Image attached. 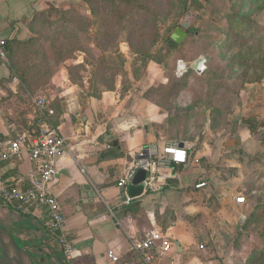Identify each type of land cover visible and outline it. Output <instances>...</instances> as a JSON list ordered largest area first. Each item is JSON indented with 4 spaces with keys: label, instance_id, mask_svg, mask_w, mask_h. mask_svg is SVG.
<instances>
[{
    "label": "crops",
    "instance_id": "obj_1",
    "mask_svg": "<svg viewBox=\"0 0 264 264\" xmlns=\"http://www.w3.org/2000/svg\"><path fill=\"white\" fill-rule=\"evenodd\" d=\"M75 9L83 20L95 24L89 0H0L4 51L7 45L5 57H0V143L7 144L16 133L32 132L33 99L47 100L54 111L48 122L67 144L56 160L50 190L65 218L71 259L63 262L44 208L21 210L0 200V225L35 264H145L133 242L157 230L168 234L171 251L150 264H249L254 254L244 245L247 195L258 189L254 181L252 187L248 182L260 177L249 164L264 157L262 141L254 137L262 129L254 131L251 124L264 119V80L245 83L241 97L245 106L228 111L217 104L219 81L198 72L205 63L202 58L195 61L197 69L195 62L191 69L175 62L172 80L164 77L166 84L163 76L154 73L144 80L145 86L128 70L132 61H138L134 46L119 39L115 45L100 47L94 40L96 28L90 24L81 32L87 41L74 49L76 57L58 60L51 46L57 40L55 23L61 17L70 23ZM183 41L165 53L169 51V56ZM85 49L98 56L102 51L111 55L117 51L130 57L122 62L124 72L114 74L108 83L99 73H91L95 63ZM164 61L146 59L144 63L147 69L156 64L165 68ZM201 76L204 91L188 96L185 89ZM155 81L162 83L160 92L145 90ZM251 87L256 90L250 91ZM219 115L231 118L224 116V125L219 126ZM180 143L187 153L184 163L149 165L144 180L148 186H128V174L137 162L148 163L164 146ZM143 151L147 154L140 157ZM243 167L251 169L249 175ZM34 169L28 153L22 152L0 165V177L25 186L33 179ZM121 178L126 179L124 189L117 185ZM202 181L206 185L196 188ZM126 196L131 201L122 204ZM240 196L244 203L237 202ZM118 203L119 209L109 215L107 206ZM109 251L117 261L107 256Z\"/></svg>",
    "mask_w": 264,
    "mask_h": 264
},
{
    "label": "rangeland",
    "instance_id": "obj_2",
    "mask_svg": "<svg viewBox=\"0 0 264 264\" xmlns=\"http://www.w3.org/2000/svg\"><path fill=\"white\" fill-rule=\"evenodd\" d=\"M239 1L240 0H136V2L130 5L121 3L118 12L125 17L123 20L121 19L124 24L118 25V28L120 26L125 30L123 29L119 35L116 34L118 28L114 31L115 33L113 30H109V32H111V34L114 33V35L111 37L101 36L100 39L105 45H108V43L115 45L119 39L122 41L124 39L126 41L128 40L134 45L132 48L134 50L136 49V59L138 61H136V63L132 61V65L128 70L130 75L136 78V81H141L142 79L143 81L140 83L145 86H147L148 83L144 80L149 79V76H152L154 73H159L163 76L162 81L164 83H166L164 77L168 78L169 81L172 80V75L174 74L172 66L175 62L178 63L181 61V63L187 65L188 68L191 69L192 63L202 58L205 63L203 67H199L200 70H198V72L201 73L202 76L205 75L213 80L217 79L219 81L217 85L219 87L217 96V104L219 107H223V110L226 111L233 106H237L241 109L245 106L241 99L242 94H245L247 89L248 84L245 83L255 85L264 80V9L259 8V10H257L263 3L262 0H257L251 14L252 16H249L250 23H253L254 26L253 30L248 32V34L245 33L247 38L250 36L252 40L249 38L247 42L243 43L247 38L241 36L243 31L242 28L244 27L237 26L239 16L236 13L239 11ZM98 9L100 11L104 10L101 5H98ZM188 11L192 13V16L187 17L186 14ZM76 13L75 9L72 14L75 16L77 15ZM127 16L128 20L130 17L134 18L133 21L129 22ZM186 18H188L190 26L188 28V36L183 41L184 45L179 49L172 50L168 56L169 51L173 48L171 46L168 47V35L176 25H179V23L183 22ZM86 26H88L87 23ZM83 28L84 27H82V29L78 27L79 39L75 37L72 38L68 35L66 42L64 38L60 36L58 37L60 42L57 44H61L62 42L64 44L70 43L73 47H77L81 45L82 42H86L87 38L84 39V36L81 34ZM222 44L228 47L222 50ZM167 49L169 51L165 53ZM49 51L51 52V50H47V52ZM112 53L114 55H111L109 52H106L104 55L101 53L100 57L98 56L99 53L97 55L94 51L89 52V58L95 63L90 67L91 73L94 74L96 69L99 70V76H103L108 83L114 74L121 72V60L127 61L130 57H125V53L122 52L118 53L114 51ZM52 55L55 57L53 52ZM56 56L59 60L62 57L65 58L66 53L62 52ZM70 56L76 57L74 53L71 55L68 53V57ZM102 56L103 59H99L102 58ZM146 59H152L155 63H161L166 60L167 66L163 68L162 65L158 66L156 64L154 68L151 66L150 69H147V64L144 63ZM235 61L238 65L235 66V70L232 71L228 67V64L229 62ZM74 73L79 76L78 72ZM225 75H230V77L226 79ZM202 76L196 77L194 81L190 83V86L185 89V91L189 92L188 96L193 97V93L199 94L204 91L205 83ZM259 76H261V80L254 81ZM161 78L162 77H160L159 80H161ZM161 85L162 83L155 81V83L149 87L150 89L147 87L145 90H150L151 93L156 91L160 92L162 89L160 87ZM210 88L211 87H209V89ZM211 89H213V86ZM252 90L255 91L256 89L251 87L250 91ZM261 90L264 91V88L262 87ZM224 116L226 118H231V116L228 115H219V126L224 125L222 121ZM251 125L254 126V131L258 128L263 130L262 132L257 130L254 137L261 140V144L264 146V119L257 122L254 121ZM242 133L245 135L247 132L244 131ZM247 138L250 137L247 136ZM263 159L264 157L258 158L249 164L251 169L260 172V177L257 178V181L252 179L251 182H248L249 187H252V185L257 186L259 193H256L254 190L251 191V193L254 192L257 196L259 195V202L258 198L254 199V197L247 195L249 206L245 214H247L249 224L246 228L248 234L247 237L244 238V245L247 250L250 251L249 254L256 253L262 249L264 250ZM251 169H249V167H243V172L245 175L246 173L249 175ZM252 181H254L253 184Z\"/></svg>",
    "mask_w": 264,
    "mask_h": 264
},
{
    "label": "built area",
    "instance_id": "obj_3",
    "mask_svg": "<svg viewBox=\"0 0 264 264\" xmlns=\"http://www.w3.org/2000/svg\"><path fill=\"white\" fill-rule=\"evenodd\" d=\"M5 40L0 39V57H5ZM35 106V129L28 133H16L7 144L0 143V165L8 162L17 154L27 152L29 159L34 164L33 179L28 185L20 183H7L0 177V200L7 204L15 205L21 210L27 206L44 208L48 214V228L56 232V243L62 253V260L67 263L71 259L72 242L65 233V218L59 208L54 194L50 190V183L56 174V160L67 147L66 138L59 130L48 122V117L54 111L48 105L44 97L33 99ZM149 153V151H147ZM147 153L140 152L143 157ZM186 150L178 144H168L163 147L160 154L155 159L148 161L152 167L165 166L169 162L184 163L186 161ZM117 185L124 189L126 179L121 178ZM206 185L202 181L195 184L196 188ZM144 184V187H147ZM237 202L244 203V196L236 198ZM131 198L126 196L122 204H129ZM121 204L109 205L107 210L113 216L114 211L119 209ZM172 242L168 234L162 230L153 231L141 239L133 242L136 253L142 258L145 264L152 263L155 259L167 257L171 251ZM107 256L113 261L117 257L112 252H107Z\"/></svg>",
    "mask_w": 264,
    "mask_h": 264
},
{
    "label": "trees",
    "instance_id": "obj_4",
    "mask_svg": "<svg viewBox=\"0 0 264 264\" xmlns=\"http://www.w3.org/2000/svg\"><path fill=\"white\" fill-rule=\"evenodd\" d=\"M256 1L257 0H240L239 1L240 2L239 7H238L239 11H238V13H236L239 16V19L237 20V22H238L237 26L238 27L239 26L240 27H244V28H242L243 31H242V35H241L243 38H247L245 33L248 34V32L253 30L254 26H253V23H250L249 16H252L251 14L253 12V9L255 8L254 5L256 4ZM134 2H136V0H89L91 14H93L94 17H96L95 18L96 20L94 22L95 24H92L93 22L91 20H90V22H87L86 20H83L81 15H78V14L75 15V16L73 14V16H72L73 19L71 20L70 23L66 21L65 17H61L60 19H58V21H57V23H55V27H54V31H55L54 33L57 34V37H56L57 40L55 42H53L54 45H51L52 46V51H53V54L55 55V57H57L56 55L61 54L62 52H65L66 56L68 55V53L71 55L75 51L74 49L76 48V47H73L72 45H70V43H68V44L65 43L64 44L62 42L61 44H57L58 42H60L58 37L62 36L61 38H64V41H66V42H67V38H68L67 36L68 35L70 37H72V38L75 37V38L79 39L78 27H80L81 29H82V27L85 28L86 23H87L88 26L90 24V25H93L96 28V32H95L96 37H94V40L97 43V45L100 46V47L105 46V43L100 39V37L101 36L102 37L103 36L104 37L113 36L114 33H115L114 31L118 28V25L124 24L121 21V19L123 20L125 16L123 17L118 12L119 8H120L119 5L121 3H125V4H129L130 5V4H133ZM262 2H263L262 5L259 6L257 8V10H259V8L260 9H264V0H262ZM98 5H101V7L104 10L100 11L98 9ZM133 19L134 18L130 17L129 20H128V16H127V20L129 22L133 21ZM246 21H247V23H246ZM97 22H99V24ZM88 26H86V27H88ZM47 28L49 29V26H47ZM123 29L124 28L120 27V26L118 28V30H120L121 32H122ZM69 30H71V31H69ZM109 30L110 31L113 30L114 33L112 32L113 34H111V32H109ZM49 31L51 32L50 29H49ZM54 33H51V34H54ZM169 35H168V38H167L168 45L174 46L175 42L170 39ZM43 37H47V35H44ZM249 38H250V36H248V38L243 43L247 42L249 40ZM250 40H252V39L250 38ZM127 42L130 43V41H128V40H127ZM131 45H133V44L131 43ZM78 46H80V45H78ZM227 47H228L227 45L222 44V50L226 49ZM90 51L91 50L87 49L85 51V53L87 55H89ZM5 52L7 53V45L5 46ZM101 53H102V55H104L106 52L102 51ZM99 59H103V56H102V58H99ZM122 62L123 61L121 60L120 67H121V72L123 73L124 70H123V67L121 66ZM237 65H238V63L236 61L235 62H229L228 67L230 68V70L233 71V70H235V66H237ZM98 72H100V71L97 70V69L94 71V73H96V74ZM102 79L107 82V80H105V78H103V76H102ZM259 80H261V76L256 78L254 81H259ZM262 131L263 130H261V132ZM250 196L254 197V199L258 198V202H259V195L257 196L254 192H252L250 194ZM247 221H248L247 224H249V220L248 219H247ZM253 254L254 255L251 258L249 264H264V250L263 249L258 251V252H256V253H253Z\"/></svg>",
    "mask_w": 264,
    "mask_h": 264
},
{
    "label": "water",
    "instance_id": "obj_5",
    "mask_svg": "<svg viewBox=\"0 0 264 264\" xmlns=\"http://www.w3.org/2000/svg\"><path fill=\"white\" fill-rule=\"evenodd\" d=\"M187 17L192 16L190 11L187 12ZM190 26L188 18L184 19L179 26L175 27L169 37L175 43H181L187 36V30ZM198 62L193 65L197 69ZM182 147V144H178ZM148 168L147 161H139L137 165L131 168L128 174V186L142 188ZM0 264H35L30 255L21 248L16 242L10 231L0 225Z\"/></svg>",
    "mask_w": 264,
    "mask_h": 264
}]
</instances>
